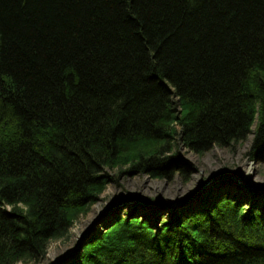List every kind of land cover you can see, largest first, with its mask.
<instances>
[{
    "label": "trees",
    "instance_id": "obj_1",
    "mask_svg": "<svg viewBox=\"0 0 264 264\" xmlns=\"http://www.w3.org/2000/svg\"><path fill=\"white\" fill-rule=\"evenodd\" d=\"M255 124L264 161V0H0V264L41 263L111 172L188 181L180 145ZM217 187L170 222L132 208L62 264H264V213Z\"/></svg>",
    "mask_w": 264,
    "mask_h": 264
},
{
    "label": "rangeland",
    "instance_id": "obj_2",
    "mask_svg": "<svg viewBox=\"0 0 264 264\" xmlns=\"http://www.w3.org/2000/svg\"><path fill=\"white\" fill-rule=\"evenodd\" d=\"M256 127L257 124L252 129L253 134L246 141L232 148L214 147L203 155L193 154L180 145L176 150L177 154H180L193 168L188 181L180 176L168 182L151 179L148 176L128 177L116 171L111 172L115 183L106 189L87 215L82 216L75 223L67 240L54 241L50 244L45 259L38 264H53L62 259L65 254L78 247L88 232L89 235L95 231L102 232L105 223L112 222L118 215L120 217L129 215L132 208L137 209L140 216L152 223L170 222L181 210L190 206L197 208L204 203L205 197L214 191L215 185L191 199V203L177 209L178 211L174 209L167 211L162 204L187 199L201 192L211 179L217 177L239 176L241 183L234 185L220 180L215 183L218 186L215 196L223 194L231 200L243 202L248 208H258L264 213V192L253 189H264V161L256 160L252 155ZM246 169L250 170V176L248 179H243L244 177L238 174Z\"/></svg>",
    "mask_w": 264,
    "mask_h": 264
},
{
    "label": "water",
    "instance_id": "obj_3",
    "mask_svg": "<svg viewBox=\"0 0 264 264\" xmlns=\"http://www.w3.org/2000/svg\"><path fill=\"white\" fill-rule=\"evenodd\" d=\"M220 180H225V181H227V182H230V183H232V184H234V185H239V183H241L240 182V177L239 176H223V177H217V178H213V179H211L203 188H202V190H201V192H198V193H196V194H194L193 196H191V197H189V198H187V199H184V200H182V201H179V202H175V203H170V204H162L163 206V208H166L167 209V211L168 210H172V209H174V210H179V209H181L182 208V206L184 207L186 204H188L190 201H191V199H193L194 197H196V196H199L201 193H203L205 190H207L209 187H211L212 185H215V183H217L218 181H220ZM247 187V186H246ZM255 191H259V192H264V189H259V188H253ZM191 203V202H190ZM187 206V205H186ZM177 210V211H178ZM89 233L90 232H88L87 234H86V236L84 237V239L79 243V245H78V247L76 248V249H74V250H72V251H70V252H68L67 254H65L64 255V257L62 258V259H59V260H57L56 262H54L53 264H62V263H64V262H66L67 260H69L70 258H73V257H75L76 256V254L80 251V250H82V248H83V243H84V240L89 236Z\"/></svg>",
    "mask_w": 264,
    "mask_h": 264
},
{
    "label": "bare ground",
    "instance_id": "obj_4",
    "mask_svg": "<svg viewBox=\"0 0 264 264\" xmlns=\"http://www.w3.org/2000/svg\"><path fill=\"white\" fill-rule=\"evenodd\" d=\"M238 175H240L241 177H244L243 179H248L249 176H250V170L249 169H246V170L242 171L241 173H239Z\"/></svg>",
    "mask_w": 264,
    "mask_h": 264
}]
</instances>
